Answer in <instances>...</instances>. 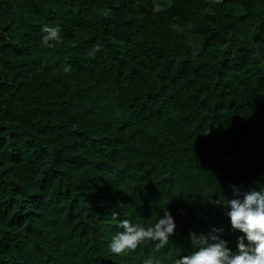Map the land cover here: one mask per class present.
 <instances>
[{
	"label": "trees",
	"instance_id": "obj_1",
	"mask_svg": "<svg viewBox=\"0 0 264 264\" xmlns=\"http://www.w3.org/2000/svg\"><path fill=\"white\" fill-rule=\"evenodd\" d=\"M234 186L264 189V0H0V264H173L221 227L238 253ZM166 211L159 251H110Z\"/></svg>",
	"mask_w": 264,
	"mask_h": 264
},
{
	"label": "clouds",
	"instance_id": "obj_2",
	"mask_svg": "<svg viewBox=\"0 0 264 264\" xmlns=\"http://www.w3.org/2000/svg\"><path fill=\"white\" fill-rule=\"evenodd\" d=\"M41 31L44 33L43 47H52L54 42L61 39V28L58 25L44 24ZM101 50V45L96 44L89 51V55L95 57ZM63 71L69 73L71 65L64 67ZM234 195L236 197L242 195L243 198L227 200L221 196L220 200L214 203L229 207L231 210L227 215L230 217L233 230L245 234L238 240V253H233L227 242L221 239L220 234L224 229L214 228L207 235L192 233V243L198 250L191 255L176 258L173 264H264V189L242 192L240 188L234 186ZM117 215L114 212L112 219L117 221ZM118 226L122 230L112 236L108 245L110 251L116 255L134 252L145 241H158L156 250L159 251L169 243V238L176 229L174 218L167 211L153 226L147 228L128 219L119 221ZM144 264H161V261L147 258Z\"/></svg>",
	"mask_w": 264,
	"mask_h": 264
}]
</instances>
